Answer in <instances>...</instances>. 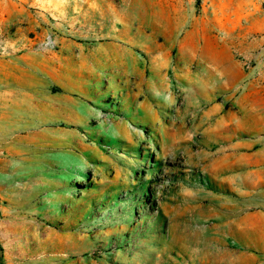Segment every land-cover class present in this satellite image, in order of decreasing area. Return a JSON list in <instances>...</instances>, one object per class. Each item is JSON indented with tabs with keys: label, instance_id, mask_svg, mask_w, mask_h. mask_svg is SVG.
<instances>
[{
	"label": "rangeland",
	"instance_id": "374dc122",
	"mask_svg": "<svg viewBox=\"0 0 264 264\" xmlns=\"http://www.w3.org/2000/svg\"><path fill=\"white\" fill-rule=\"evenodd\" d=\"M263 12L0 0L2 263L264 264ZM39 52L57 76L40 122L22 100ZM232 60L246 78L224 87L210 71ZM68 100L73 125L52 131L46 107Z\"/></svg>",
	"mask_w": 264,
	"mask_h": 264
},
{
	"label": "crops",
	"instance_id": "0c3cea01",
	"mask_svg": "<svg viewBox=\"0 0 264 264\" xmlns=\"http://www.w3.org/2000/svg\"><path fill=\"white\" fill-rule=\"evenodd\" d=\"M263 7L264 0H260V17L261 10H263ZM45 57V54H42L40 52L33 54L32 63L28 62V64L25 66L26 70H28L29 72H33L29 79L26 78L24 80L26 88L23 90L22 93V100L28 106L26 110L28 114H31L28 119L31 121L38 120L40 122L42 118L41 106L42 102L44 101V99L42 100V96L44 95H42L40 90L42 78H48L50 81L57 80L56 70L51 65V60H49L48 63H45ZM229 66V68H226L224 66L216 67L215 71H210L211 74H213L216 78L220 79L224 87H233L246 78V74L242 70L238 61L232 60ZM257 82L258 80H254L253 82L251 81L246 88V92H244L242 96L246 97L253 94L254 86L258 85ZM261 85L263 84H261L260 82V86ZM50 98L53 99L51 96H48V103H51ZM44 112L45 113L43 115V118L45 124L51 125L52 131H55L54 127H58V130L61 131L65 129V125H73L71 121L72 107L70 100L65 101L64 106L57 105L56 102H53V104L50 105L48 104V106L46 107V111ZM259 114L260 121L264 120V113L262 110H260V113L256 112L254 117L259 118ZM75 125L78 127L81 126V123H75ZM28 136L29 134L26 135V137Z\"/></svg>",
	"mask_w": 264,
	"mask_h": 264
},
{
	"label": "built area",
	"instance_id": "2783aa9c",
	"mask_svg": "<svg viewBox=\"0 0 264 264\" xmlns=\"http://www.w3.org/2000/svg\"><path fill=\"white\" fill-rule=\"evenodd\" d=\"M41 45L45 47H50L52 49L56 48L57 43L54 37L51 34L45 36V38L41 41Z\"/></svg>",
	"mask_w": 264,
	"mask_h": 264
},
{
	"label": "trees",
	"instance_id": "16d2710c",
	"mask_svg": "<svg viewBox=\"0 0 264 264\" xmlns=\"http://www.w3.org/2000/svg\"><path fill=\"white\" fill-rule=\"evenodd\" d=\"M0 264H3L2 261H1V257H0Z\"/></svg>",
	"mask_w": 264,
	"mask_h": 264
}]
</instances>
